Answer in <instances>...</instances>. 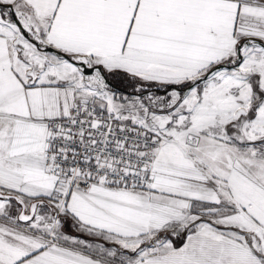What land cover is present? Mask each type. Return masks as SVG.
<instances>
[{
  "label": "snow or ice",
  "instance_id": "1",
  "mask_svg": "<svg viewBox=\"0 0 264 264\" xmlns=\"http://www.w3.org/2000/svg\"><path fill=\"white\" fill-rule=\"evenodd\" d=\"M0 264H264V0H0Z\"/></svg>",
  "mask_w": 264,
  "mask_h": 264
}]
</instances>
